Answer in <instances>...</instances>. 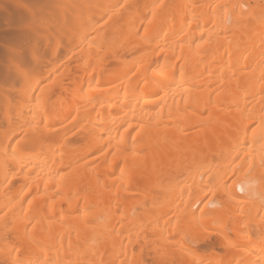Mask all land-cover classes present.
Here are the masks:
<instances>
[{
	"label": "bare ground",
	"instance_id": "bare-ground-1",
	"mask_svg": "<svg viewBox=\"0 0 264 264\" xmlns=\"http://www.w3.org/2000/svg\"><path fill=\"white\" fill-rule=\"evenodd\" d=\"M0 264H264V0H0Z\"/></svg>",
	"mask_w": 264,
	"mask_h": 264
}]
</instances>
